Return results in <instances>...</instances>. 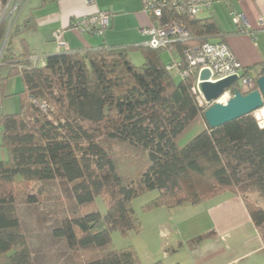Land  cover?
Instances as JSON below:
<instances>
[{"label": "trees", "instance_id": "obj_1", "mask_svg": "<svg viewBox=\"0 0 264 264\" xmlns=\"http://www.w3.org/2000/svg\"><path fill=\"white\" fill-rule=\"evenodd\" d=\"M7 24L0 22V44ZM186 25L193 36L177 45L179 55L209 41L217 29L211 18L187 19ZM32 27L30 17L15 21L0 59V96L14 76H20L24 86L18 112L0 109V147L7 152V158L0 159V264H34L16 204V188L34 181L73 183L77 205L91 203L97 196L105 199L104 214L90 211L65 218L53 230V236L64 238L70 250L99 251L78 264H142L132 246L118 250L107 246L115 230L123 236L141 231L132 201L146 191L157 195L141 207L143 212L197 204L225 191L238 193L245 184L264 193V125L253 112L210 128L203 118L208 105L200 103L192 90L196 73L191 71L176 82L158 51L147 46L69 48L33 64L25 39L17 40ZM12 33L21 51L9 42ZM133 51L142 54L141 65L132 63ZM253 69L244 67L245 73ZM253 74L256 79L263 75L264 66ZM234 88L238 86L230 87L231 93ZM197 118L203 119L205 129L178 147L177 139ZM102 135L146 152L148 165L137 181L123 182L114 159L98 142ZM39 197L28 194L26 202L36 204ZM244 203L264 246L260 231L264 208Z\"/></svg>", "mask_w": 264, "mask_h": 264}, {"label": "crops", "instance_id": "obj_2", "mask_svg": "<svg viewBox=\"0 0 264 264\" xmlns=\"http://www.w3.org/2000/svg\"><path fill=\"white\" fill-rule=\"evenodd\" d=\"M144 2L29 0L16 21L30 17L33 27L17 40L25 39L30 56L39 58L38 64L44 62L47 54L58 51L53 41V35L58 30L62 31L61 36L71 50H87L98 45L145 46L148 36L141 29L154 24L155 20L145 12ZM99 10L113 12L110 26L102 35L79 32L70 26L74 18L89 16ZM236 14L240 16L241 25L233 21ZM260 16H264V0H212L210 8L202 10L195 19L211 18L217 29L208 36V40L225 41L236 60L243 67H253L255 72L264 66V29L258 25ZM17 40L15 50L21 51ZM157 51L158 58L166 64L169 54ZM133 53L136 52L130 53L132 62ZM15 80L9 81L4 91L13 92ZM13 104L16 106V103ZM0 109H4L2 100ZM198 119L201 120L197 118L195 121ZM203 127L205 129L204 121ZM0 151L1 160H5V150ZM156 195L157 192L153 191V195L137 210L133 205L140 219L141 231L129 234L133 233L131 246L142 264L156 261L162 264H264L260 233L239 193L225 191L197 204L186 202L173 208L162 206L141 211V207ZM146 228L153 232L154 240L157 237L165 240L161 246L146 239Z\"/></svg>", "mask_w": 264, "mask_h": 264}, {"label": "rangeland", "instance_id": "obj_3", "mask_svg": "<svg viewBox=\"0 0 264 264\" xmlns=\"http://www.w3.org/2000/svg\"><path fill=\"white\" fill-rule=\"evenodd\" d=\"M28 2L29 0H24L19 6V11L17 10L18 8L14 11V17L16 16V18H18L17 20L20 19L19 16L22 10L26 8ZM13 4L12 2L11 6ZM11 6L10 8H12ZM2 42L0 44V49ZM9 42L16 44L13 33L10 35ZM6 45L7 44H5V48ZM133 52L136 53H133L132 63L134 65H141L144 61L142 54L139 51ZM170 73L176 82L181 81V77L176 74V72L172 71ZM14 79H16L14 81L16 83L13 92L9 93L8 91H4L3 95L0 96V102L2 100L4 104V113H16L20 110L19 93L24 89L20 76H14L8 79L5 88H7L6 86L9 81L12 82ZM13 102L16 103V106ZM9 103H11L10 107ZM203 104L205 103L203 102ZM211 104L212 103H210L209 106ZM253 115L258 123L264 125V118H262L259 109L254 111ZM201 120L198 119L192 123L177 139L178 147H183L190 139L203 130V121ZM86 126L89 125L86 124ZM1 130L2 128L0 127V132ZM98 142L114 159L117 171L125 184L139 179L141 173L148 165V157L144 150L128 142L109 138L106 135L100 136ZM1 149L4 148L0 147V150ZM5 156L7 157V152ZM184 182L187 189L190 190L191 186L188 179H184ZM72 185L73 183H68L61 179H52L34 181L26 186L20 185L16 188V204L18 214L21 218V229L32 252L34 264H78L93 257L96 253L97 249L93 247L74 251L70 250L64 238L53 236V230L60 226L65 218L79 216L90 211H99L101 214L107 211V203L102 196L95 197L91 203L77 205L71 191ZM237 192L248 204L264 208V193L252 185H241L237 188ZM32 193H38L40 195L39 201L36 204H29L26 202V196ZM152 195L153 191L142 193L132 201V207L134 205L136 210L139 209L140 205ZM162 230L166 232L165 228ZM260 231L264 235V225ZM152 233L153 232L149 228H146V239L150 242L152 241V244L157 242L156 244L161 246L165 240L161 237H157V239L154 240ZM166 239H168V237ZM132 242L133 233L123 236L119 231L115 230L111 233V242L107 248L112 250L124 249L131 246Z\"/></svg>", "mask_w": 264, "mask_h": 264}, {"label": "built area", "instance_id": "obj_4", "mask_svg": "<svg viewBox=\"0 0 264 264\" xmlns=\"http://www.w3.org/2000/svg\"><path fill=\"white\" fill-rule=\"evenodd\" d=\"M23 1L8 0L5 4L0 2V22L8 21L0 49V59L8 35L17 19L16 16L14 17V11L17 8L19 11V6ZM12 2L14 4L11 6ZM211 3L212 0H145L144 10L154 18L155 23L141 29V32L148 36L145 46L169 54L170 58L165 64V68L169 72H176L182 79L191 71L196 73V82L192 90L199 94L200 103L204 102L208 106L210 103L208 104L204 100L198 89L199 74L202 70L209 71L207 80L209 82H217L230 76H236L235 84L241 92L246 93L257 89L256 75L253 72L245 73L244 67L236 60L225 41H206L194 49H183L181 55L177 53V45L192 38L186 20L195 19L202 10L209 9ZM112 14L113 12L110 10H99L89 16L74 18L70 26L79 32L102 35L110 26ZM233 21L241 25L240 16L237 14L233 17ZM258 25L264 29V16L258 18ZM61 35V30L54 33L55 46L58 50H67L69 47ZM30 60L33 64L39 63L37 56L30 57ZM231 96L232 93L228 88L213 102H220L221 98H225L224 102L220 103H226ZM40 106L43 110L46 109L44 103ZM259 125L263 126L260 123Z\"/></svg>", "mask_w": 264, "mask_h": 264}, {"label": "water", "instance_id": "obj_5", "mask_svg": "<svg viewBox=\"0 0 264 264\" xmlns=\"http://www.w3.org/2000/svg\"><path fill=\"white\" fill-rule=\"evenodd\" d=\"M209 71L202 70L199 74L198 89L204 100L211 103L232 87L236 76H230L217 82L207 81ZM257 89L243 93L234 88L231 98L226 103L213 102L206 108L203 118L210 128H217L225 123L252 113L264 106V74L256 79Z\"/></svg>", "mask_w": 264, "mask_h": 264}, {"label": "bare ground", "instance_id": "obj_6", "mask_svg": "<svg viewBox=\"0 0 264 264\" xmlns=\"http://www.w3.org/2000/svg\"><path fill=\"white\" fill-rule=\"evenodd\" d=\"M224 99H225V98H221V99H220V102H224ZM259 111H260V113H261V115H262V118H264V106L261 107V108L259 109Z\"/></svg>", "mask_w": 264, "mask_h": 264}]
</instances>
